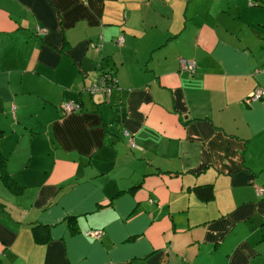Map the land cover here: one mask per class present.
<instances>
[{"label": "crops", "instance_id": "obj_1", "mask_svg": "<svg viewBox=\"0 0 264 264\" xmlns=\"http://www.w3.org/2000/svg\"><path fill=\"white\" fill-rule=\"evenodd\" d=\"M257 86L264 0H0V264H264Z\"/></svg>", "mask_w": 264, "mask_h": 264}, {"label": "built area", "instance_id": "obj_2", "mask_svg": "<svg viewBox=\"0 0 264 264\" xmlns=\"http://www.w3.org/2000/svg\"><path fill=\"white\" fill-rule=\"evenodd\" d=\"M36 31L39 34H43L47 30L43 26H38L36 28ZM117 40L119 42H122L124 40V36L123 35L118 36ZM98 46H100V45H98ZM180 63H181V67L183 69L188 70L191 73H194L197 70V63L192 58L182 56L180 58ZM112 80H114V75L112 72L111 73L110 72L101 73L99 80L92 83L91 86L89 87V89L92 92H95L96 90H100V89L110 90L111 85H113V83H114V81H112ZM263 97H264V86H257L254 90H252L250 92L248 99L250 101H252V100H256V99L263 98ZM79 106H80L79 101H77L73 98L65 99L63 101V107L65 108L66 111L76 109ZM125 134L128 136L130 144L135 145V142L133 140L131 132L129 130H125ZM258 191L262 192V191H264V188H261ZM87 232L89 234H93V235H97V236H99V235L101 236V233H102V231L100 229L91 230V231L88 230Z\"/></svg>", "mask_w": 264, "mask_h": 264}, {"label": "trees", "instance_id": "obj_3", "mask_svg": "<svg viewBox=\"0 0 264 264\" xmlns=\"http://www.w3.org/2000/svg\"><path fill=\"white\" fill-rule=\"evenodd\" d=\"M105 72H110V71H104L102 73H105ZM3 134H4V129L2 127H0V139H1ZM0 164L2 166L3 173H6L7 172V167H6L7 156L3 153V151L1 150V147H0ZM197 190H198L199 194L204 198L205 197H211L213 195V189H212L211 184L198 187ZM33 230H34V234L37 237V239H40V240H47L48 239L49 227L47 225L36 224V225H34Z\"/></svg>", "mask_w": 264, "mask_h": 264}]
</instances>
